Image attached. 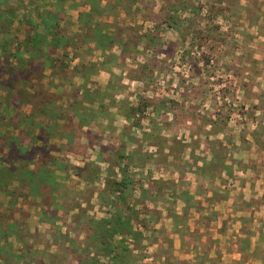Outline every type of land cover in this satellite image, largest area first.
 <instances>
[{
    "label": "rangeland",
    "instance_id": "374dc122",
    "mask_svg": "<svg viewBox=\"0 0 264 264\" xmlns=\"http://www.w3.org/2000/svg\"><path fill=\"white\" fill-rule=\"evenodd\" d=\"M57 1L63 6L68 0ZM104 1L105 11L101 0H79L93 9L88 15L57 11L63 36L48 37L47 44L68 41L81 44L82 52L66 49L62 71L50 72L45 64H54V50L44 41L31 50L41 48L33 54L43 58L41 86L51 113L60 125L77 127L46 134L19 120L27 107L15 93L28 75L24 70L34 69L25 62L28 55L18 53L27 49L21 45L26 35L37 32L40 0H0L15 15L8 44L0 40V137L22 130V145L45 144L61 167L47 170L54 184L42 185L36 196L16 182L0 186V264L4 258L9 264H66L65 248H93L104 234L100 251L118 252L99 264H162L174 250L169 237L159 238L169 228L160 226L164 214L176 229L174 219L184 217L206 229L219 211L210 204L227 218L226 204L235 199L231 209L240 211L245 235L241 264H264V181L238 191V179L226 174L237 177L244 167L264 174V0H142L139 10H129V0ZM33 89L42 91H26ZM9 151L5 144L0 167L12 162ZM24 164L34 169L37 156ZM197 185H204L197 189L204 205L192 199ZM195 212L202 221L194 220ZM188 238L192 246L193 235Z\"/></svg>",
    "mask_w": 264,
    "mask_h": 264
},
{
    "label": "crops",
    "instance_id": "0c3cea01",
    "mask_svg": "<svg viewBox=\"0 0 264 264\" xmlns=\"http://www.w3.org/2000/svg\"><path fill=\"white\" fill-rule=\"evenodd\" d=\"M79 0H74L71 1L68 0L64 3L63 6H61V4L58 3L57 0H40V4H41V10L37 11L36 14L47 10L46 16L51 17L53 15H56L57 21H49L53 22V26H50L49 29L55 28L57 30H59V28H64L62 25L63 23H61L63 21V19L60 17L59 13H57V11L59 10H66V11H70V9H74L72 12H74L77 16V14H79L80 16H82V14H85V12H90L91 7H89L88 5H85V3H78ZM142 3V0H137L136 2H133L132 0H129L130 4H129V10H139L142 5L139 4V2ZM68 2V3H67ZM75 3V5H73ZM100 4L102 7V9L105 11L106 8L104 7L106 3V1L101 0ZM117 4V3H116ZM115 4V5H116ZM49 9H47V8ZM118 8L116 9L117 12H120L121 10L119 9V6H117ZM122 9V8H121ZM73 14V13H71ZM78 15V16H79ZM79 19V17H77ZM22 21V20H21ZM64 22V21H63ZM37 30L40 31L42 30V26L40 25V19L38 18L37 21ZM20 27H25V25L23 26H19ZM16 28V26H15ZM74 44V43H73ZM72 45L71 43L68 44V46ZM77 52L80 50V46L81 44H77ZM70 48V47H68ZM60 49V48H58ZM79 54L82 52H78ZM77 58H75L74 60H76ZM74 60L72 59L71 62H74ZM53 63H55L54 60H52ZM50 68V72H52L51 67ZM43 72V71H42ZM43 74H46V71L43 72ZM26 113L29 112V109H27L25 111ZM64 139H66V137H64ZM251 152V151H250ZM211 158V157H210ZM255 169V168H254ZM239 175L236 177L235 175H231V173L229 171L226 172L227 177H231V178H236L234 181H237V184H240L238 187V191H243L246 189L251 188L252 186L259 184V180L260 181H264V174H258L255 173L253 170H248L242 168L240 169V171H238ZM256 174V176H255ZM196 180H199L198 178ZM233 182H229L227 183V187L230 183L233 184V186L235 185ZM200 187H196V190H194L195 195H193L192 199L194 198L195 202L197 206H199V204L204 205V203L202 202L203 200H205L204 196L201 197L199 190L197 191V189H202L204 185H199ZM212 188H214V186L216 187V185L212 184ZM224 186H226L224 183L222 184V188H224ZM226 187V188H227ZM209 190V189H208ZM207 195V200L208 197L211 196V193L208 191L206 193ZM209 194V195H208ZM236 201V202H235ZM220 202L223 204L222 199L219 200V204ZM237 204V199L233 200V203L227 202L226 204V210L230 211V213H228V217L226 218V214L225 210L223 208H218V204L217 203H212L210 204V208H213V210H219V211H215L216 217H211V220H207V226L206 229H202L199 228V224H195L193 222H189V220L185 219V217L183 218L182 222L176 221L174 219V222H176L177 224V229L176 227H174V225H172L173 219L171 217H169L168 215H163L162 217V221L160 223V226H166L168 229V232L163 233V234H159V238L162 237H169L167 239V241L170 240V242H172V248L174 250H172L173 252V257L171 259H169V257H167V255L162 256L160 259V262L162 264H171L170 261L173 260L174 263L173 264H199L197 262V259L199 258V256L204 257V253L206 254V261L204 264H241V255H242V250L240 247V241L242 238H244L245 235H243V231H242V226H243V222L241 221V218L239 219L240 216V211L238 210V208L236 210L231 209V206ZM211 210V209H210ZM197 211V210H196ZM218 212V213H216ZM197 213H200L199 210ZM197 213L195 212L196 216ZM231 217V218H230ZM235 221H233V218H235ZM230 218V221H228L227 219ZM195 221H202L201 217H195L194 219ZM181 221V220H180ZM233 221V222H232ZM222 222L224 223V225H226V223L228 224L227 227H224L223 230H220V227H222ZM241 223V225H237ZM181 226H186L185 228V232L182 231L181 229H179ZM187 230H189V232L187 233ZM202 232V233H201ZM86 233V232H85ZM186 233L187 235L185 236ZM89 235V232L87 231V233ZM85 234V235H86ZM191 234L194 237V242L192 244V246L187 242V240H189V238L187 239L188 235L191 236ZM87 237V236H86ZM85 237V238H86ZM158 238V239H159ZM3 240H5V237L2 238ZM173 239V240H172ZM245 240V239H244ZM209 243L205 248H203V245L205 243ZM162 243V240H159V244ZM195 244V245H194ZM190 245V247H189ZM100 246H101V242L97 245H95L93 248L91 247H87V249H84L83 251H79V252H75L73 250V248H65L64 249V254L62 256H64L65 254H68L69 257L67 258V262L66 264H99L97 260H99V262H101L103 255H105V257L109 258L112 257L113 255H115L118 250L116 248H112L110 252V254H104L106 252H103L102 250L100 251ZM187 246V247H186ZM160 247H162V245H160ZM193 247V248H192ZM82 248V247H81ZM81 248H79L78 250H80ZM162 250L164 251V249L162 248ZM205 250V252H204ZM247 251V250H246ZM248 254L252 253V249L247 251ZM53 253V252H52ZM17 254H19V252H17ZM78 255V256H77ZM264 255V254H263ZM21 256V254H20ZM86 256V257H84ZM170 256H172L170 254ZM22 257V256H21ZM7 258V257H6ZM19 258V257H18ZM167 258V259H166ZM72 259V260H71ZM5 262L4 264L7 262L6 259H3ZM65 262H60V264H64ZM101 264V263H100ZM200 264H203L202 262H200Z\"/></svg>",
    "mask_w": 264,
    "mask_h": 264
},
{
    "label": "trees",
    "instance_id": "16d2710c",
    "mask_svg": "<svg viewBox=\"0 0 264 264\" xmlns=\"http://www.w3.org/2000/svg\"><path fill=\"white\" fill-rule=\"evenodd\" d=\"M84 3V2H82ZM75 5V3L73 4ZM93 9L90 10L92 12ZM85 12L86 15L90 13ZM47 10L44 11L43 13H38L37 17L40 19V25L42 26V30H44L45 33H42L41 31H38L36 29V26L32 27V30H35L37 32H34L33 35L27 34L25 39L21 42V45H24L27 47L26 50L20 51L18 53L19 57H22L27 54L28 55V60L24 59L27 64H30L34 66L33 70L27 69L24 70V72L28 73V75L22 76V78L25 80L24 82L21 81L18 83L17 81L13 83V87L16 86V84H19V88L17 91H15L16 95L19 96L20 98V105L23 107H27L29 109V112L27 114H21L20 111L14 110V116H19L21 114L22 118L19 120H23L22 122L24 123L25 127L28 126V130H36V129H42L44 131H47L46 134H50L49 131L52 130H58V127H64V129L70 128L69 126L71 125L72 128L75 127L77 129L76 125L68 123V121L62 123H58L56 121V118L54 117V114L51 113V102L47 99H45V95L43 91V86H41V77H42V70H43V58L42 57H37L35 54H33L37 49L33 52L31 50H34L36 48L35 43L38 41H44L45 44H47L46 39L48 37H54L57 38V35L63 36L61 32L55 28L49 29V21H57V16L53 15L51 17L46 16ZM14 13L7 11L5 7L0 6V40H4V43L8 44L10 37L8 36V28L12 25V20L14 17ZM32 22V21H31ZM48 30V31H47ZM30 32V30H28ZM70 44L68 41L64 42L63 45H53V43L47 44L49 49L54 50V61L55 63L52 65V63H47L45 64L50 67H52V70H57V71H62V68L59 66L60 63L64 62V59L68 58V52L65 50L68 49V47H72L74 51H77V46L71 43L72 45L68 46ZM61 47L63 50V53H58L56 52L57 48ZM66 53V54H65ZM65 54V56H64ZM44 58L46 54L42 55ZM24 60H22V65L21 67L24 66ZM51 62V61H49ZM28 68V67H27ZM9 68L6 70V74L9 75L8 72ZM35 72V75L32 76V72ZM34 81L32 84L31 81ZM30 88H29V86ZM9 86V85H6ZM1 86L3 89L6 87ZM37 86L42 90L41 92L38 91L39 89H33L32 93H29L26 91V89H32V87ZM7 92L9 90L6 88ZM41 94H40V93ZM26 95V96H25ZM42 111V112H39ZM37 114H36V113ZM16 117H12L11 121H15ZM54 119V121L51 124H44V122H49L50 119ZM36 120V121H35ZM45 120V121H44ZM85 125V124H83ZM81 125V126H83ZM60 134V133H59ZM27 135H23V131L20 130L16 136L13 135H5L4 137H0V151L3 150V147L5 144H8V147L11 148V151H9L8 159L12 162L9 163V165L6 167L2 165L0 167V170H7L5 173L6 175L4 177L0 178V186L4 185L7 186L10 184V182H16L18 186L24 187L28 190V194L32 196H36V194H39L37 191L35 193V190L39 189L42 185H47L51 187L54 183L51 182V179L53 178V174L49 170V168H56L59 169V161L56 160V157L48 153V150L46 149L45 144L37 145L36 143L32 142H27L28 145H22L24 142V139L26 138ZM63 137V135H62ZM17 144H20L21 146L18 147ZM9 149H7L8 151ZM6 151V152H7ZM35 156H37V165L34 167V169H28V167L25 166L24 162H30L35 159ZM14 159L19 160V162H15ZM3 161H0V163ZM67 167V165H66ZM50 169V170H51ZM37 178L39 181L35 182L34 179ZM1 189V187H0ZM108 225H106L107 227ZM3 235L4 232L2 233ZM0 238L4 237L1 236ZM105 241H101L102 246H106V241L108 240V236H105L104 234ZM104 254H110V252H106ZM5 264H9V261H7Z\"/></svg>",
    "mask_w": 264,
    "mask_h": 264
}]
</instances>
